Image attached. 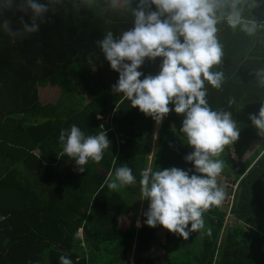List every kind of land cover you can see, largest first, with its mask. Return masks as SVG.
Instances as JSON below:
<instances>
[{"label":"trees","instance_id":"1","mask_svg":"<svg viewBox=\"0 0 264 264\" xmlns=\"http://www.w3.org/2000/svg\"><path fill=\"white\" fill-rule=\"evenodd\" d=\"M41 2L50 10L38 32L13 37L0 28V264H59L61 255L73 264H128L131 250L137 254L159 242L157 227L164 232L163 253L135 257L134 264H264V136L249 119L264 105V24L248 34L227 23L232 0L218 9L223 55L211 71L223 73V80L219 88L205 82L206 100L212 110L231 113L240 132L218 157L224 161L220 175L235 184L228 195L237 223L225 228L226 211L214 207L204 213L203 234L192 232L184 240L160 225L123 231L118 222L138 213L142 170L194 172L184 159L193 149L180 132L182 115L172 111L163 119L150 154L154 120L112 91L119 73L97 41L109 30L116 37L131 29V8L114 7L113 0ZM237 7L250 23L264 17L262 0H241ZM30 15L5 9L0 24L8 19L16 31L21 16L30 22ZM160 64V58L145 60L138 70L156 75ZM47 86L59 87L60 96L43 104L38 89ZM73 124L85 135L103 130L110 141L100 163L89 160L83 173L72 158L60 155V131ZM252 141L259 143L244 157ZM231 146L237 160L228 153ZM125 164L137 183L109 190L105 181Z\"/></svg>","mask_w":264,"mask_h":264},{"label":"clouds","instance_id":"2","mask_svg":"<svg viewBox=\"0 0 264 264\" xmlns=\"http://www.w3.org/2000/svg\"><path fill=\"white\" fill-rule=\"evenodd\" d=\"M222 2L138 0L136 6L131 7L132 0H113L114 7L131 8L134 26L116 37L109 30L97 41L111 69L119 73L118 81L112 85L115 94H122L132 108H138L157 124L172 111L184 117L180 132L193 149L184 159L193 165L194 172L176 167L153 171L149 167L141 171L139 180L142 196L150 202L144 213L146 224L153 228L160 225L184 240H188L192 232H202L204 213L224 202L226 193L217 182L224 170V161L218 157L240 135L231 113L212 110L206 100L205 82L219 88L223 80V73L211 71L223 55L216 37V25L221 19L217 12ZM240 2L232 0L227 23L233 29L239 26L253 34L256 25L242 17L237 7ZM153 6L155 10H151ZM13 7L31 14L30 22L21 16V27L16 31L8 19L0 24V28L13 37L38 32L50 10L48 3L41 0H5L0 13ZM157 58L161 59L158 74L145 76L138 70L145 60L154 62ZM249 119L264 136V105L258 115L250 114ZM58 139L62 148L60 155L72 158L80 173L85 171L89 160L100 163L110 143L105 131L85 135L75 124L70 129H62ZM136 183L132 169L126 164L115 170L113 179L105 181L113 191ZM211 233L212 229L207 228L206 234ZM59 264H73V261L61 255Z\"/></svg>","mask_w":264,"mask_h":264},{"label":"rangeland","instance_id":"3","mask_svg":"<svg viewBox=\"0 0 264 264\" xmlns=\"http://www.w3.org/2000/svg\"><path fill=\"white\" fill-rule=\"evenodd\" d=\"M118 6V7H122ZM40 94V100L41 103L45 104V103H54L57 101L58 97L60 96V89L59 87H53V86H47V87H40L39 88ZM38 91V93H39ZM160 127V124H157L154 121V124L152 126V130H151V138H152V142L150 141V154L152 153V148H153V144L156 140L157 137V133H158V129ZM259 143V141H252L249 143L248 148H246L244 151H246L247 153L244 155V157H246L249 153H251V151H253V149L256 147V145ZM229 155L237 160V154L234 151V147L231 146L228 150ZM150 157V156H149ZM217 182H218V186L222 187L226 193L225 199L226 201H224L222 203V205L220 206V208L223 211H226V215L224 218V227H231L234 226L237 221L236 219L232 216V214H230L228 212V209L230 207V200H231V196H228V194L231 192V190H233L235 188V184L230 182V179L220 175L217 177ZM232 193V192H231ZM141 199H142V193H141ZM141 205H140V211H138V213L136 214H127L126 216L120 217L118 218V222L120 224V227L123 231L128 230L132 225L135 226L136 228L141 227L142 225H147L146 224V219L147 217L143 214V210L142 205H144L145 202L148 203V200L142 199L141 201ZM148 206H146V210L144 209V212H146L148 210L149 207V203L147 204ZM143 214V217L141 216ZM260 217L262 219H264V212H262V214L260 215ZM241 225V228L245 231H248L251 229V227L247 226V225H243V224H239ZM154 236L155 238L159 239V242H156L155 246L151 247L150 249L143 251V252H139L138 254H134L133 251L129 252L128 254V263L131 264V262L134 261V257H141V258H146V257H151V256H157L160 255L161 253H163L164 248L161 247V243H165V237H164V232L161 231L160 229L155 228V232H154Z\"/></svg>","mask_w":264,"mask_h":264},{"label":"crops","instance_id":"4","mask_svg":"<svg viewBox=\"0 0 264 264\" xmlns=\"http://www.w3.org/2000/svg\"><path fill=\"white\" fill-rule=\"evenodd\" d=\"M38 91H39V89H38ZM39 94H40V91H39ZM39 100H40V97H39ZM40 101H42V100H40ZM149 158H150V157H149ZM228 196H229V195H228ZM140 199H141V198H140ZM142 199H144L143 196H142ZM142 199H141V201H142ZM231 200H232V196H231ZM231 200H230V203H231ZM141 201H140V204H139V206H138V208H139L138 211H140V205H141V203H142ZM224 201H226V199H225ZM148 203H150V202L148 201ZM148 203L145 202L144 205H142V208H141V209H142V210H144V209L146 210V206H148V205H147ZM131 251H133V250H131ZM131 251H130V252H131ZM133 252H134V251H133ZM134 254H136V253L134 252ZM137 254H138V253H137ZM135 257H137V256H135ZM135 257H134V258H135ZM128 264H129V263H128ZM131 264H134V261L131 262Z\"/></svg>","mask_w":264,"mask_h":264},{"label":"built area","instance_id":"5","mask_svg":"<svg viewBox=\"0 0 264 264\" xmlns=\"http://www.w3.org/2000/svg\"><path fill=\"white\" fill-rule=\"evenodd\" d=\"M262 3H263V6H264V0H262ZM255 24L258 26V27H262V25L264 24V17L262 20L258 21V22H255Z\"/></svg>","mask_w":264,"mask_h":264},{"label":"water","instance_id":"6","mask_svg":"<svg viewBox=\"0 0 264 264\" xmlns=\"http://www.w3.org/2000/svg\"><path fill=\"white\" fill-rule=\"evenodd\" d=\"M108 119H109V118H106V119H105V122H107V121H108Z\"/></svg>","mask_w":264,"mask_h":264}]
</instances>
